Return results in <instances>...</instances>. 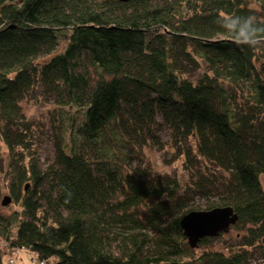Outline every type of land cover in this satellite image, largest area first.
I'll list each match as a JSON object with an SVG mask.
<instances>
[{
	"label": "trees",
	"instance_id": "obj_1",
	"mask_svg": "<svg viewBox=\"0 0 264 264\" xmlns=\"http://www.w3.org/2000/svg\"><path fill=\"white\" fill-rule=\"evenodd\" d=\"M220 12L264 21V0H0V264L264 260V47L222 39ZM33 97L52 104L45 163ZM163 129L185 182L145 161ZM223 205L237 241L191 248L180 218Z\"/></svg>",
	"mask_w": 264,
	"mask_h": 264
},
{
	"label": "rangeland",
	"instance_id": "obj_2",
	"mask_svg": "<svg viewBox=\"0 0 264 264\" xmlns=\"http://www.w3.org/2000/svg\"><path fill=\"white\" fill-rule=\"evenodd\" d=\"M46 58L45 56L40 59ZM52 104L46 103L43 101L41 97H33L31 99L25 100L22 102V110L25 116L33 122L35 125L37 124L41 129H38V134L36 136V142L38 144L39 150L42 156V162H47L50 160L51 155L53 154V137L51 133V124L52 120L50 117ZM161 137L160 142H152L150 141V145L144 148L145 152V161L151 165L157 172H166L169 174L175 175L182 182H185L188 178L187 172L184 170L182 162L180 159L172 160L171 159V149L168 145L170 141L168 137V132L166 129H163L159 133ZM0 153L5 156L4 161L6 162V150L3 142L0 140ZM170 160V161H169ZM169 161V163H168ZM4 176H1L3 179ZM262 187L264 189V177L260 178ZM4 186V185H3ZM9 195L6 188L2 190L0 200L3 196ZM16 206L13 203H9L8 205L1 208L3 212H9L14 209ZM235 230L233 227L227 232H223L218 236L213 237V240L210 244V247L218 250L225 249L227 245L234 244L237 240L235 239ZM10 257V256H9ZM15 262L17 264H29L32 253L28 250L21 249L14 253ZM7 259V256H4ZM251 264H264V260L262 261L258 257H254L251 259Z\"/></svg>",
	"mask_w": 264,
	"mask_h": 264
},
{
	"label": "water",
	"instance_id": "obj_3",
	"mask_svg": "<svg viewBox=\"0 0 264 264\" xmlns=\"http://www.w3.org/2000/svg\"><path fill=\"white\" fill-rule=\"evenodd\" d=\"M11 198L5 195L1 204L7 205ZM238 214L231 205L194 209L186 212L179 220L180 228L189 246L194 248L204 237H215L227 232L236 223Z\"/></svg>",
	"mask_w": 264,
	"mask_h": 264
},
{
	"label": "clouds",
	"instance_id": "obj_4",
	"mask_svg": "<svg viewBox=\"0 0 264 264\" xmlns=\"http://www.w3.org/2000/svg\"><path fill=\"white\" fill-rule=\"evenodd\" d=\"M216 20L226 33L222 39L242 48L264 47V21L258 20L255 14L236 15L220 12Z\"/></svg>",
	"mask_w": 264,
	"mask_h": 264
},
{
	"label": "built area",
	"instance_id": "obj_5",
	"mask_svg": "<svg viewBox=\"0 0 264 264\" xmlns=\"http://www.w3.org/2000/svg\"><path fill=\"white\" fill-rule=\"evenodd\" d=\"M43 262H41V261H37V260H33L32 261V264H42Z\"/></svg>",
	"mask_w": 264,
	"mask_h": 264
},
{
	"label": "bare ground",
	"instance_id": "obj_6",
	"mask_svg": "<svg viewBox=\"0 0 264 264\" xmlns=\"http://www.w3.org/2000/svg\"><path fill=\"white\" fill-rule=\"evenodd\" d=\"M234 224H235V223H234ZM234 224H232L230 227H233V225H234ZM229 229H230V228H229ZM229 229H228V230H229ZM30 264H32V261H31V263H30Z\"/></svg>",
	"mask_w": 264,
	"mask_h": 264
}]
</instances>
